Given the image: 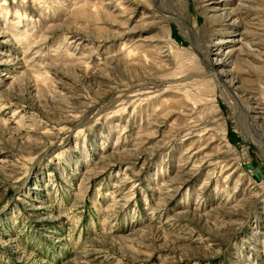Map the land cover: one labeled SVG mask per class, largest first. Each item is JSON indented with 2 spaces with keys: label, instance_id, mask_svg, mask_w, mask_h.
<instances>
[{
  "label": "rangeland",
  "instance_id": "rangeland-1",
  "mask_svg": "<svg viewBox=\"0 0 264 264\" xmlns=\"http://www.w3.org/2000/svg\"><path fill=\"white\" fill-rule=\"evenodd\" d=\"M0 264H264V0H0Z\"/></svg>",
  "mask_w": 264,
  "mask_h": 264
},
{
  "label": "bare ground",
  "instance_id": "bare-ground-1",
  "mask_svg": "<svg viewBox=\"0 0 264 264\" xmlns=\"http://www.w3.org/2000/svg\"><path fill=\"white\" fill-rule=\"evenodd\" d=\"M212 1H214V0H212ZM135 4H137V7H136V9L134 10V11H136L137 9H139V8H141V6L144 4V2H139V3H135ZM244 5V4H243ZM242 5V6H243ZM144 8V11H143V15L145 14L146 16H156L155 15V11H154V9L152 8V9H150L149 7L147 8V7H143ZM243 8V7H242ZM245 8V7H244ZM248 8V7H247ZM241 10V9H240ZM134 11H133V15H134ZM242 11V10H241ZM247 11V10H246ZM245 11V12H246ZM148 14H150V15H148ZM227 14V13H226ZM228 16H233V12H229L228 14H227ZM238 16V15H237ZM227 18V17H226ZM235 20V19H234ZM124 37H125V34H124ZM218 42V41H217ZM223 49V48H222ZM215 53V52H214ZM218 59V58H217ZM191 157V156H190Z\"/></svg>",
  "mask_w": 264,
  "mask_h": 264
}]
</instances>
